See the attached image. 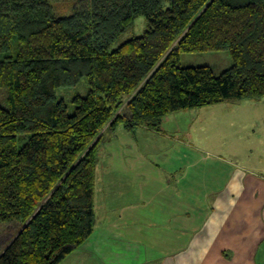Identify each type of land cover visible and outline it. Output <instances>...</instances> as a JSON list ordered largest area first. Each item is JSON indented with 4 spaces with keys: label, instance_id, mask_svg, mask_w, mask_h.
I'll list each match as a JSON object with an SVG mask.
<instances>
[{
    "label": "trees",
    "instance_id": "obj_1",
    "mask_svg": "<svg viewBox=\"0 0 264 264\" xmlns=\"http://www.w3.org/2000/svg\"><path fill=\"white\" fill-rule=\"evenodd\" d=\"M140 16L144 33L113 49ZM214 51L231 55L220 74L182 64ZM83 78L71 112L57 90ZM0 89V229L17 227L0 264H60L94 232L106 131L264 97V0H0Z\"/></svg>",
    "mask_w": 264,
    "mask_h": 264
},
{
    "label": "crops",
    "instance_id": "obj_2",
    "mask_svg": "<svg viewBox=\"0 0 264 264\" xmlns=\"http://www.w3.org/2000/svg\"><path fill=\"white\" fill-rule=\"evenodd\" d=\"M202 108L105 132L94 232L60 264H264V179L209 141Z\"/></svg>",
    "mask_w": 264,
    "mask_h": 264
},
{
    "label": "rangeland",
    "instance_id": "obj_3",
    "mask_svg": "<svg viewBox=\"0 0 264 264\" xmlns=\"http://www.w3.org/2000/svg\"><path fill=\"white\" fill-rule=\"evenodd\" d=\"M62 3L63 1L53 3L56 13L59 16L70 14L72 6L63 8ZM146 28L147 18L140 16L136 20L135 26L120 36L113 49L134 36L142 35ZM181 59L184 66L209 65L217 74L232 65L231 55L228 51L183 53ZM88 93L87 78H83L77 86L61 87L57 90L59 98L65 99L71 112L75 107L73 98L76 95L87 96ZM7 96V91L0 89V105L6 104ZM204 107L198 110H206V115H209L205 116L207 128L210 130L207 134L211 138L209 141L212 143L214 138L220 139L221 136L227 135L230 143L227 148H225L226 144L222 146L218 144V147H222L218 148V151L225 155L228 153L244 167L246 166L250 173H256L264 179V97L257 100L225 101ZM20 144L23 146L24 140H21ZM16 228L14 226L10 230L0 229L3 233L2 236L6 237L4 243L10 240Z\"/></svg>",
    "mask_w": 264,
    "mask_h": 264
}]
</instances>
